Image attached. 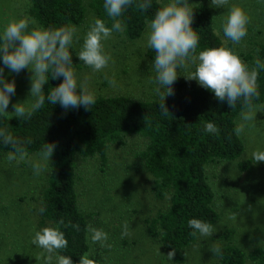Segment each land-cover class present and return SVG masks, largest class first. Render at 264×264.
Here are the masks:
<instances>
[{"label":"trees","instance_id":"1","mask_svg":"<svg viewBox=\"0 0 264 264\" xmlns=\"http://www.w3.org/2000/svg\"><path fill=\"white\" fill-rule=\"evenodd\" d=\"M29 3L28 15L43 27H80L89 13L109 26L112 23L105 15L103 0H29ZM152 3L153 7L147 12L133 6L120 18L127 40L136 41L142 37L148 21L162 5L160 0H152ZM192 7V27L200 36L198 51L228 47L216 32L211 11L204 5ZM148 57L154 60L155 53L151 49ZM257 57L264 60V45ZM242 60L250 66L254 64L251 55H245ZM61 82L50 80L44 88L45 93ZM257 83L260 96L251 101L253 108L264 105V71L259 73ZM172 87L178 93L165 100L169 109L167 116L160 113L158 99L137 101L125 96H98L91 111L83 108L65 111L46 101L30 119L0 117V129L25 142L23 146L28 155L38 154L46 143L56 145L39 196L40 210L43 209L44 220L64 232L68 246L59 251L71 256L73 264H79L82 257L88 258L90 252L88 222L78 202L79 163L96 159L104 168L109 148L126 146L127 139L132 136L147 141L137 156L152 177L151 190L155 199L169 201L165 211L146 221V234L158 240L167 252L176 251L173 263L183 264L185 251L201 237L198 233L192 234L188 227L190 219H201L213 227L218 222L215 192L206 169L217 162L232 163L243 155L244 143L234 129L247 106L238 101L230 108L227 102L220 103L208 90L190 87L188 82L176 81ZM209 122L218 128L215 134L204 130ZM12 151L11 146L0 144V152L10 154ZM249 166L250 162H246L240 164L239 169L246 171ZM233 235V230L222 235L224 244L220 247L217 264H264L263 249L246 253L231 241Z\"/></svg>","mask_w":264,"mask_h":264},{"label":"rangeland","instance_id":"2","mask_svg":"<svg viewBox=\"0 0 264 264\" xmlns=\"http://www.w3.org/2000/svg\"><path fill=\"white\" fill-rule=\"evenodd\" d=\"M164 2L160 0L161 4ZM190 3L206 6L214 17L216 32L223 42L234 48L241 58L251 55L255 61L264 45L262 0H229L223 8L212 7L210 1L190 0ZM29 6V0H0V30L12 18L29 16ZM232 6L244 8L250 17L248 35L235 45L218 30ZM95 19L89 13L84 25L78 27L81 40L74 46V52L79 50L84 34ZM148 31L147 27L136 41L127 40L123 32L113 33L105 42V50L112 61L101 72H93L72 53L80 78H89L96 98L125 96L137 101L160 100L152 82L155 72L151 67L153 61L148 57ZM31 75L27 69L18 75H10L5 70L9 82H16V95L11 99L9 112L11 104L28 99ZM179 75L177 81L188 82L190 87H200L195 80L184 77L187 75L185 71L181 70ZM111 79L116 81L114 87L109 84ZM254 109L255 120L248 122L244 133L239 135L245 146L243 155L232 163L217 162L206 169L215 192L214 207L219 220L211 236L200 237L185 251L183 264H217L218 256L210 250L224 244L222 235L227 230L234 231L231 241L244 252L257 248L264 250V162L255 163L251 155L256 150H264V105ZM240 122L241 115L237 125ZM146 144L144 138L132 136L124 147L111 146L104 168L96 159L79 163L78 202L88 222V258L95 264H175L167 260L168 252L158 240L146 234V221L169 206L168 199H155L151 190L152 177L137 156ZM8 155L0 152V264H44L47 253L34 246L32 239L36 231L53 227L42 218L39 199L51 159L46 171L37 176L29 163L38 159L37 154L16 161H9ZM246 162H250V166L246 171L240 170L239 165ZM125 226L127 235H123ZM92 228L107 233L108 239L93 242Z\"/></svg>","mask_w":264,"mask_h":264},{"label":"clouds","instance_id":"3","mask_svg":"<svg viewBox=\"0 0 264 264\" xmlns=\"http://www.w3.org/2000/svg\"><path fill=\"white\" fill-rule=\"evenodd\" d=\"M210 3L214 8H223L229 0H210ZM193 5L190 0H165L148 21L146 44L155 53L151 66L155 72L152 82L156 85L154 91L161 101L158 104L159 111L164 116L169 115L165 100L175 95L172 86L183 70L187 73L184 75L187 80H195L201 88L214 94L220 103L227 102L233 108L240 101L247 106V110L241 114V122L234 129L236 135H241L247 123L256 118V110L251 101L260 96L257 81L259 73L264 71V60L257 57L253 66H250L234 48L226 46L198 51L200 36L192 27ZM133 6L141 12H147L153 3L152 0H103V9L112 21L111 26L102 19H95L84 34L83 43L77 52L73 49L81 37L75 25L43 27L30 16L9 20L0 30V117L30 119L33 113L43 108L46 101L61 106L65 111L80 108L91 111L97 102L96 92L90 87L88 77L80 78L77 66L73 64L72 53L93 72L106 69L112 57L105 50V42L113 33L125 31L120 18ZM249 24L250 17L246 10L232 6L218 30L235 45L248 35ZM6 69L10 75H18L25 69L32 74L28 99L11 104V112L9 106L12 97L16 95V82H9L5 77ZM50 80L62 82L45 93L44 88ZM109 84L114 87L116 81L111 79ZM204 130L215 134L218 128L209 122ZM24 143L5 129H0V144L13 149L8 155L9 161L24 160L28 156ZM55 148V144L46 143L37 154L38 159L29 161L34 175L39 176L46 171ZM251 155L255 163L264 162V150H256ZM188 227L193 235L198 233L201 237L211 236L213 232L210 223L197 218L190 219ZM91 232L93 242L108 239L107 233L102 230L92 228ZM127 234L125 226L123 235ZM32 244L47 253L44 264H53V258L55 264H73L71 256L59 251L67 248L68 241L58 226L36 231ZM210 251L216 256L221 255L219 247H213ZM175 254L174 249L169 251L167 260L173 261ZM79 264H95V261L85 256Z\"/></svg>","mask_w":264,"mask_h":264}]
</instances>
